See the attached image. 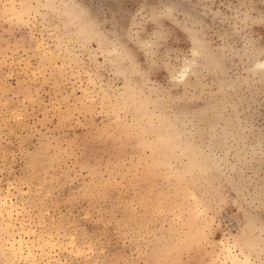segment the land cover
Wrapping results in <instances>:
<instances>
[{
  "label": "rangeland",
  "instance_id": "obj_1",
  "mask_svg": "<svg viewBox=\"0 0 264 264\" xmlns=\"http://www.w3.org/2000/svg\"><path fill=\"white\" fill-rule=\"evenodd\" d=\"M0 264H264V0H0Z\"/></svg>",
  "mask_w": 264,
  "mask_h": 264
},
{
  "label": "bare ground",
  "instance_id": "obj_2",
  "mask_svg": "<svg viewBox=\"0 0 264 264\" xmlns=\"http://www.w3.org/2000/svg\"><path fill=\"white\" fill-rule=\"evenodd\" d=\"M183 76H185V73H184ZM231 260H232V262H235V261H236L235 258H234L233 256H231Z\"/></svg>",
  "mask_w": 264,
  "mask_h": 264
}]
</instances>
